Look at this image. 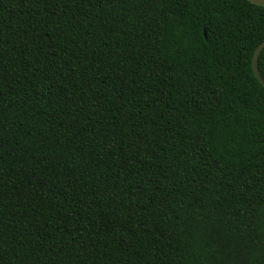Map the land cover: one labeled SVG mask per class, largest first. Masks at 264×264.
Wrapping results in <instances>:
<instances>
[{"label": "trees", "instance_id": "16d2710c", "mask_svg": "<svg viewBox=\"0 0 264 264\" xmlns=\"http://www.w3.org/2000/svg\"><path fill=\"white\" fill-rule=\"evenodd\" d=\"M263 39L249 0H0V264H264Z\"/></svg>", "mask_w": 264, "mask_h": 264}, {"label": "water", "instance_id": "95a60500", "mask_svg": "<svg viewBox=\"0 0 264 264\" xmlns=\"http://www.w3.org/2000/svg\"><path fill=\"white\" fill-rule=\"evenodd\" d=\"M249 1H251L252 3L258 4V5H264V0H249ZM263 48H264V39L261 43H259V45L256 47V49L254 51L253 58H252V68H253V72H254L255 76L258 78V80L264 86V78L260 74L259 66H258L259 54L261 53Z\"/></svg>", "mask_w": 264, "mask_h": 264}]
</instances>
